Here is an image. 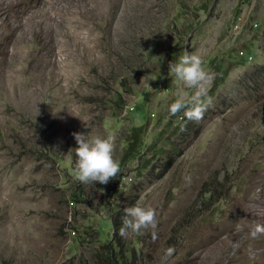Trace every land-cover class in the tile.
<instances>
[{
  "label": "rangeland",
  "instance_id": "374dc122",
  "mask_svg": "<svg viewBox=\"0 0 264 264\" xmlns=\"http://www.w3.org/2000/svg\"><path fill=\"white\" fill-rule=\"evenodd\" d=\"M184 49L200 88L169 72ZM88 132L112 140L106 184L76 179ZM132 206L155 229L121 236ZM257 226L264 0H0V264H161L169 247L167 264H264Z\"/></svg>",
  "mask_w": 264,
  "mask_h": 264
},
{
  "label": "clouds",
  "instance_id": "9594fccd",
  "mask_svg": "<svg viewBox=\"0 0 264 264\" xmlns=\"http://www.w3.org/2000/svg\"><path fill=\"white\" fill-rule=\"evenodd\" d=\"M168 69L177 80L187 84L189 87L200 88L210 78V74L202 68L201 58L185 49L175 60L168 63ZM185 107L183 99H178L169 105L168 113L169 115H175ZM202 113L203 109L197 105L191 116L192 118H199ZM73 135L78 144V147L75 148L77 159L74 164L76 179L91 185H93V182L106 184L119 172V164L113 156L114 146L111 138H105L100 135L90 137L89 132L87 134L74 133ZM124 212L123 223L119 229L121 236L126 235L129 231L142 233L144 229L149 227L155 229V209L144 206H132L126 208ZM259 232H264V226H257L251 232V235L255 237ZM152 237L155 238L154 231ZM173 252L174 249L172 247L166 249L161 258V264H167Z\"/></svg>",
  "mask_w": 264,
  "mask_h": 264
},
{
  "label": "trees",
  "instance_id": "16d2710c",
  "mask_svg": "<svg viewBox=\"0 0 264 264\" xmlns=\"http://www.w3.org/2000/svg\"><path fill=\"white\" fill-rule=\"evenodd\" d=\"M113 226H114V229L115 230H118L121 228L122 224L118 221V220H113ZM109 250L106 251V253H109V262H112L113 261V250H114V247L112 245H109Z\"/></svg>",
  "mask_w": 264,
  "mask_h": 264
},
{
  "label": "built area",
  "instance_id": "2783aa9c",
  "mask_svg": "<svg viewBox=\"0 0 264 264\" xmlns=\"http://www.w3.org/2000/svg\"><path fill=\"white\" fill-rule=\"evenodd\" d=\"M242 54H244V53H242Z\"/></svg>",
  "mask_w": 264,
  "mask_h": 264
}]
</instances>
